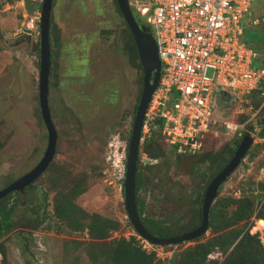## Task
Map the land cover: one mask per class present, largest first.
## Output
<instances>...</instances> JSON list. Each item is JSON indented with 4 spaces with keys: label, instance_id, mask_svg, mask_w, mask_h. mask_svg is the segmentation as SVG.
Returning <instances> with one entry per match:
<instances>
[{
    "label": "rangeland",
    "instance_id": "374dc122",
    "mask_svg": "<svg viewBox=\"0 0 264 264\" xmlns=\"http://www.w3.org/2000/svg\"><path fill=\"white\" fill-rule=\"evenodd\" d=\"M13 1L0 0V188L33 164L46 140L37 102L40 0H23L22 11L7 8L5 3L13 5ZM132 13L141 23L142 19ZM246 15L249 21L256 19L249 25L255 46L264 51V0H252ZM50 18L59 31L58 45L52 44L49 36L47 90L56 142L52 159L35 182L42 186L47 201L46 219L31 235L16 226L5 238L2 236L0 264H94L89 258L93 246L90 243L96 240L89 239L85 231L71 229L69 220L55 214L56 197L70 200L88 215L95 213L114 221L115 227L103 239L105 242L133 236L138 243H145L129 224L121 191L124 142L129 137L131 108L141 85L139 69L129 57L130 42L123 19L114 0H52ZM24 29H28L29 35L15 38ZM225 95L227 99L221 97L216 111L229 118L233 110L244 108V102ZM253 102L257 104L255 108ZM251 107L257 111L244 128L254 124L261 129L264 94L252 97ZM212 136L211 151L219 152L232 145L233 135L223 128ZM142 142L140 139L137 158L145 153L151 161H138L140 169L150 167L143 170L147 180L145 188L139 191L144 214L172 226L176 221L186 225L192 210L201 206V176L208 175L207 163L172 156L160 134L148 146L155 157L148 156ZM250 148L221 183L211 203L216 199H247L251 214L237 225L250 234L257 233L263 245L264 225L259 224L256 213L264 202V192L258 194L264 184V143L252 141ZM192 167L203 174L195 175ZM9 202L8 199L7 206L12 209L19 204L17 200ZM25 218L22 216L16 223L23 226ZM81 221L86 223L87 219ZM212 234L208 226L195 240L152 245L155 264H173L179 251Z\"/></svg>",
    "mask_w": 264,
    "mask_h": 264
},
{
    "label": "built area",
    "instance_id": "2783aa9c",
    "mask_svg": "<svg viewBox=\"0 0 264 264\" xmlns=\"http://www.w3.org/2000/svg\"><path fill=\"white\" fill-rule=\"evenodd\" d=\"M142 19L155 43L160 63L159 77L143 113L139 139L148 137L155 120L159 134L174 153L187 156L200 151L204 135L223 128L242 134L244 124L253 119L250 94H264V58L242 39V20L252 0H127ZM7 8L24 9L23 0ZM23 13V12H22ZM256 19H251L254 24ZM244 102L224 118L215 113L220 94ZM233 97V98H232ZM245 114L244 121L237 116ZM252 141L264 143V134L253 125ZM141 164L150 158L138 155ZM141 244L146 251L152 245ZM218 252L207 258H219Z\"/></svg>",
    "mask_w": 264,
    "mask_h": 264
},
{
    "label": "trees",
    "instance_id": "16d2710c",
    "mask_svg": "<svg viewBox=\"0 0 264 264\" xmlns=\"http://www.w3.org/2000/svg\"><path fill=\"white\" fill-rule=\"evenodd\" d=\"M115 3V0H114ZM52 5V3H51ZM116 6V4H115ZM39 9V6H38ZM117 9V6H116ZM118 11V9H117ZM119 12V11H118ZM120 13V12H119ZM249 13V9L246 14ZM121 15V14H120ZM124 23V31L128 40L130 42L129 57L135 61V65L140 72V83H141V69L138 61L135 46L132 37ZM242 39L244 42L250 46L257 54V56L262 59L264 58V51H260L254 44L253 39V29L249 25V17L246 15L242 20ZM248 26V27H247ZM49 36L52 44L55 46L59 42V31L54 24H51V18L49 16ZM141 87V85H140ZM260 90H256L250 94V99L254 98L255 95H259ZM222 98L227 99L226 95ZM221 101V100H220ZM217 101L218 105L221 103ZM137 102V97L135 99V104L133 106V112L135 110V105ZM254 108L257 106L253 102ZM216 111V109H215ZM218 115L224 113L216 111ZM246 117L245 114L239 115L238 119ZM133 119V115H132ZM157 125H154V131H150L148 137L143 139L142 148L146 150L148 156L155 157L156 155L149 152L148 146L151 142H155V138L159 134V120H155ZM152 130V129H151ZM259 134H264V127L260 129ZM242 134L235 135L231 139V146L224 147L219 152L211 151V141L213 140L212 132L209 131L204 135L203 145L200 151L193 155L182 156L174 153V150L167 145L168 152L177 158L186 157L185 159H198L200 162L207 163L208 175L204 178L201 176L203 181V186L201 190V197L203 195V190L209 179L226 163L233 150L237 146ZM251 149V148H250ZM249 149V151H250ZM225 150H227V155H224ZM248 152H246L247 154ZM194 168V174L199 176L200 173ZM149 170L150 167L145 166L140 169L138 159L136 161V172H135V205L137 214L139 216L140 222L144 229L151 235L155 236H173L179 234L180 232H185L196 227L201 219L200 207L193 209L191 217L186 225L177 223V221L172 225L164 223L161 219H153L146 214H144V201L139 196V191L144 189V184L147 180L143 170ZM219 189V187H218ZM264 192V184L262 185V190L258 193L262 195ZM9 194L0 198V222L3 233H7L11 227L10 219V208L7 207L6 203ZM201 199L199 202L201 203ZM233 205L231 209H227L228 206ZM54 211L58 217L69 220L68 225L73 230L85 231L86 235L91 240L90 244H93L92 251L90 253V259L94 264H155L156 259L152 251H146L141 248V244L138 243L137 239L133 236L128 238L120 237L118 239H112L105 242L103 239L108 235V233L115 227V222L99 216L95 213L87 214L78 207H76L70 200L60 197L54 203ZM251 214V204L247 199L244 198H230L226 200L216 199L211 203L208 212V226L213 231V234L205 239L203 242L194 243L192 246H187L175 256L173 264H264V244L262 245L259 241L257 233H248V229L243 226H238L239 221H245L249 218ZM257 218L264 221V202L261 205L259 211L256 213ZM86 218L87 222L84 223L81 219ZM262 237L264 240V228L262 230ZM195 240V239H194ZM211 252H218L219 258H207V254ZM2 253V243L0 240V254Z\"/></svg>",
    "mask_w": 264,
    "mask_h": 264
},
{
    "label": "water",
    "instance_id": "95a60500",
    "mask_svg": "<svg viewBox=\"0 0 264 264\" xmlns=\"http://www.w3.org/2000/svg\"><path fill=\"white\" fill-rule=\"evenodd\" d=\"M51 3L52 0H40L38 17L37 102L39 114L46 130V146L39 161L29 171L0 188V198L4 197L12 190H19L25 185H28L40 174L41 171L44 170L54 154L56 131L52 124L47 104L49 74V16ZM115 4L132 37L141 69V87L127 140L124 158V172L121 184L125 214L133 231L141 239L151 245L163 246L192 241L201 236L208 228V211L210 204L218 193V187L234 171L250 148L253 137L250 131L254 124H250L242 133L237 146L226 163L205 185L201 199V219L199 224L193 229L173 236L157 237L149 234L141 224L136 210L134 192L135 172L143 113L149 101L150 94L156 86L159 77L160 63L157 57L154 39L148 27L135 20L127 0H115ZM28 35V29H24V32L17 33L15 38L19 39L20 37H27ZM2 236L3 232L0 222V238Z\"/></svg>",
    "mask_w": 264,
    "mask_h": 264
},
{
    "label": "flooded vegetation",
    "instance_id": "af4514ba",
    "mask_svg": "<svg viewBox=\"0 0 264 264\" xmlns=\"http://www.w3.org/2000/svg\"><path fill=\"white\" fill-rule=\"evenodd\" d=\"M131 12H134V11L131 9ZM133 16L136 20V17L134 14H133ZM138 23H140V22H138ZM134 104H135V100L133 102V105L131 108V115L129 117L131 124H132V115L134 113L133 112ZM130 127H131V125H130ZM45 132H46V130H45ZM129 132H130V130H129ZM45 146H46V140H45V144H44L43 149H41L39 156L33 162V164L27 170H25L23 173H21L17 177H15V178L11 179L10 181H8L7 183H5V185L8 184L9 182L13 181L14 179L18 178L19 176H21L25 172L29 171L41 158L42 153L45 149ZM126 146H127V143L124 142V148L123 149L126 150ZM43 171H41L40 174L36 178H34L28 185H25L22 189L12 190L9 193H7V194H9V197H8V199L10 200L9 204L14 203L16 200L19 202V204L17 205V207L15 209H12L11 206H7L11 210L10 219H11L12 224H11L10 229H13L16 226H20L21 232L25 233L26 235L27 234L31 235L32 231L35 230L36 227H38V226L41 227L42 224H44V221L46 219V214H47L46 213L47 212V204H46L47 201L42 194V190H43L42 186L35 183L36 180L42 175ZM5 185H3V186H5ZM12 193L14 194L13 197L10 196V195H12ZM7 204L8 203H6V205ZM22 216L27 217L24 219L26 223L23 224V226H21L22 225L21 223H20V225L16 223L17 222L16 220L21 218ZM7 233H5V234L3 233L4 238L7 236Z\"/></svg>",
    "mask_w": 264,
    "mask_h": 264
},
{
    "label": "bare ground",
    "instance_id": "6f19581e",
    "mask_svg": "<svg viewBox=\"0 0 264 264\" xmlns=\"http://www.w3.org/2000/svg\"><path fill=\"white\" fill-rule=\"evenodd\" d=\"M259 224L264 225V221L262 219H258Z\"/></svg>",
    "mask_w": 264,
    "mask_h": 264
}]
</instances>
